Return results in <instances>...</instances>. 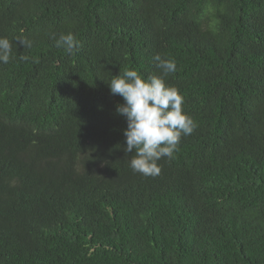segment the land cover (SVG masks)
Instances as JSON below:
<instances>
[{"label": "trees", "instance_id": "1", "mask_svg": "<svg viewBox=\"0 0 264 264\" xmlns=\"http://www.w3.org/2000/svg\"><path fill=\"white\" fill-rule=\"evenodd\" d=\"M0 36V264H264V0H0ZM156 54L196 128L143 176L107 81Z\"/></svg>", "mask_w": 264, "mask_h": 264}, {"label": "clouds", "instance_id": "2", "mask_svg": "<svg viewBox=\"0 0 264 264\" xmlns=\"http://www.w3.org/2000/svg\"><path fill=\"white\" fill-rule=\"evenodd\" d=\"M56 46L67 54L74 55L79 50V41L71 33H50ZM25 48L33 42L19 39ZM13 59V42L0 36V64H8ZM20 59L27 60V56ZM160 74L147 77L138 70L125 68L107 81L111 94L119 95L124 103L118 104L116 112L127 120L124 131L126 154H131L130 168L143 176H157L161 172L159 161L171 159L178 150L182 136L191 135L196 123L183 110L184 98L179 89L166 83L165 78L175 73L174 59L161 54L154 56Z\"/></svg>", "mask_w": 264, "mask_h": 264}]
</instances>
